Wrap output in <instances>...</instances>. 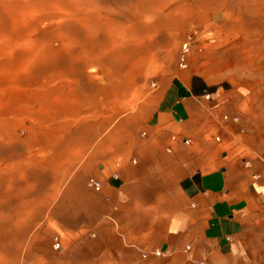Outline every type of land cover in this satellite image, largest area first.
Segmentation results:
<instances>
[{"label": "rangeland", "instance_id": "obj_1", "mask_svg": "<svg viewBox=\"0 0 264 264\" xmlns=\"http://www.w3.org/2000/svg\"><path fill=\"white\" fill-rule=\"evenodd\" d=\"M160 89L264 180V0H0V264L98 259L99 143Z\"/></svg>", "mask_w": 264, "mask_h": 264}, {"label": "crops", "instance_id": "obj_2", "mask_svg": "<svg viewBox=\"0 0 264 264\" xmlns=\"http://www.w3.org/2000/svg\"><path fill=\"white\" fill-rule=\"evenodd\" d=\"M196 95L169 100L160 89L129 133L122 122L103 136L96 155L99 255L81 264H264V228L253 227L264 223V211L235 209L262 203L264 180L256 178L263 171L223 150L231 132Z\"/></svg>", "mask_w": 264, "mask_h": 264}, {"label": "built area", "instance_id": "obj_3", "mask_svg": "<svg viewBox=\"0 0 264 264\" xmlns=\"http://www.w3.org/2000/svg\"><path fill=\"white\" fill-rule=\"evenodd\" d=\"M189 50V44H186L185 45V51L187 52ZM182 65H186V62L184 60V58L182 59ZM207 97H209V94L206 95ZM229 118V116H226V119ZM235 121H237V118H234ZM185 142L186 143H189L190 140L189 139H185ZM89 185L94 188L95 190H100L102 188V183L100 180L96 179V178H90L89 179ZM57 247H60V243H57L56 244ZM187 249H190V245H188L186 247ZM153 254L156 255V256H162L164 253L162 250H155L153 251ZM143 256L144 257H147L148 256V253H143ZM201 264H204L203 262H201Z\"/></svg>", "mask_w": 264, "mask_h": 264}]
</instances>
